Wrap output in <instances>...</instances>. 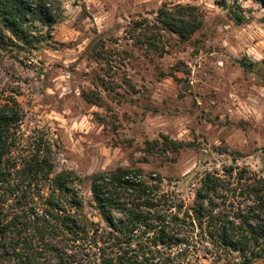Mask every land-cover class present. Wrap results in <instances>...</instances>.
<instances>
[{
  "label": "rangeland",
  "instance_id": "1",
  "mask_svg": "<svg viewBox=\"0 0 264 264\" xmlns=\"http://www.w3.org/2000/svg\"><path fill=\"white\" fill-rule=\"evenodd\" d=\"M61 2V17L40 41L3 53L0 103L15 97L23 138L43 135L54 169L81 177L84 210L92 220L99 221L89 189L94 172L126 167L157 173L165 189L187 202L207 170L247 166L264 175L260 3ZM163 3L196 6L201 27L186 41L165 34L162 47L135 44L126 27L133 20L154 23ZM242 58L248 68L239 64ZM163 136L187 145L166 149ZM199 264H211V258ZM253 264H264V257Z\"/></svg>",
  "mask_w": 264,
  "mask_h": 264
},
{
  "label": "trees",
  "instance_id": "2",
  "mask_svg": "<svg viewBox=\"0 0 264 264\" xmlns=\"http://www.w3.org/2000/svg\"><path fill=\"white\" fill-rule=\"evenodd\" d=\"M196 9L163 3L154 23L133 20L126 31L138 45L162 47L165 34L186 41L203 23ZM62 13L61 0H0V62L7 49L40 41ZM238 62L248 68L244 58ZM21 116L15 97L0 103V264H199L208 257L211 264H253L264 257V175L247 166L207 170L187 202L157 173L94 172V221L84 210L81 177L54 169L43 135L23 138ZM163 141L174 151L187 145Z\"/></svg>",
  "mask_w": 264,
  "mask_h": 264
},
{
  "label": "built area",
  "instance_id": "3",
  "mask_svg": "<svg viewBox=\"0 0 264 264\" xmlns=\"http://www.w3.org/2000/svg\"><path fill=\"white\" fill-rule=\"evenodd\" d=\"M257 29L259 30V32L261 34H264V23H262L261 25H259V27H257Z\"/></svg>",
  "mask_w": 264,
  "mask_h": 264
}]
</instances>
